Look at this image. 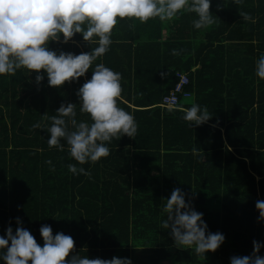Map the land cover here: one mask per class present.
Returning <instances> with one entry per match:
<instances>
[{
	"label": "trees",
	"instance_id": "1",
	"mask_svg": "<svg viewBox=\"0 0 264 264\" xmlns=\"http://www.w3.org/2000/svg\"><path fill=\"white\" fill-rule=\"evenodd\" d=\"M137 261L264 264V0H0V264Z\"/></svg>",
	"mask_w": 264,
	"mask_h": 264
},
{
	"label": "built area",
	"instance_id": "2",
	"mask_svg": "<svg viewBox=\"0 0 264 264\" xmlns=\"http://www.w3.org/2000/svg\"><path fill=\"white\" fill-rule=\"evenodd\" d=\"M179 80L175 84L174 88L169 94L164 96L162 102L160 103L163 107L174 108L178 106L179 97H188L191 93L185 88L189 84V77L186 73L179 74Z\"/></svg>",
	"mask_w": 264,
	"mask_h": 264
},
{
	"label": "rangeland",
	"instance_id": "3",
	"mask_svg": "<svg viewBox=\"0 0 264 264\" xmlns=\"http://www.w3.org/2000/svg\"><path fill=\"white\" fill-rule=\"evenodd\" d=\"M184 101L189 102V101H191V98H186ZM135 264H142V263L137 261V263H135Z\"/></svg>",
	"mask_w": 264,
	"mask_h": 264
}]
</instances>
